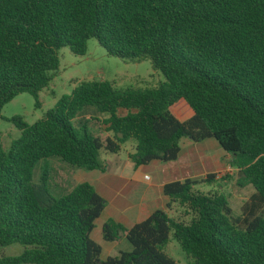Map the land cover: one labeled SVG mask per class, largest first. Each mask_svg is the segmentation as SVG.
<instances>
[{
    "label": "trees",
    "instance_id": "obj_1",
    "mask_svg": "<svg viewBox=\"0 0 264 264\" xmlns=\"http://www.w3.org/2000/svg\"><path fill=\"white\" fill-rule=\"evenodd\" d=\"M91 39L110 56L150 60L166 81L126 90L81 82L33 125L10 119L21 137L0 145V254L15 244L24 251L0 264H178L164 252L171 236L195 264H264V0H0V117L21 94L39 107L58 51L84 56ZM87 107L107 116L111 138L73 126ZM183 139L216 140L231 156L237 184L254 188L241 217L221 187L196 190L227 175L171 182L167 210L130 229L104 224L106 242L125 237L132 250L102 261L91 234L106 200L89 183L52 197L48 168L34 182L50 158L106 171L101 151L119 154L131 140L135 167L176 161Z\"/></svg>",
    "mask_w": 264,
    "mask_h": 264
},
{
    "label": "rangeland",
    "instance_id": "obj_2",
    "mask_svg": "<svg viewBox=\"0 0 264 264\" xmlns=\"http://www.w3.org/2000/svg\"><path fill=\"white\" fill-rule=\"evenodd\" d=\"M58 56L60 62L59 69L50 85L39 93V107L36 106V99L29 94H21L4 106L0 117V145L5 150H8L12 143L21 137V131L10 122V119L22 117L27 124L33 125L54 109L61 97L71 95L81 82L106 81L113 84L118 90H126L129 88H153L166 81L163 74L154 69L150 60L137 63L110 56L96 39H91L88 42L87 52L84 56L73 54L68 47L60 49ZM106 118V115L99 114L94 108L87 107L73 121V126L78 130L85 129L94 136H100L105 139L107 133L104 131L102 121ZM182 144L183 146L192 145L187 139H183ZM135 145L136 142L134 140L129 141L123 146L119 154H109L102 150L101 159L106 163L108 169L117 171L122 167V162L128 160V156L133 152ZM218 149L211 147L207 152L213 166L217 162L220 152L223 151L222 148ZM231 160V156L225 153L220 157V161L222 162L230 163ZM228 163L225 171H221L218 168L214 170V173L219 175H227L226 181L219 180L218 183L214 184H200L196 186V190L208 193L222 187V191L229 198L234 217L239 218L242 215L241 207L254 193V188L251 185L240 187L237 184L239 179L238 172L235 169H231ZM45 168L49 169L48 190L54 198H60L68 192L65 189L66 187H62L64 186L61 183L64 181L62 169L80 171L78 173L83 174L88 173L86 170L77 169L61 162L58 158H50L41 161L36 167L34 171L35 183L40 182ZM79 178V176H76L72 180L73 175L69 173L70 183L71 181H78ZM99 227L98 225L92 234V239L96 242H99V238L102 235ZM100 242H103V240H100ZM23 251L24 247L18 244L6 247L2 249L0 259L3 257L19 256ZM164 252L178 264H195L194 260L182 250L179 243L172 236L170 242L164 247Z\"/></svg>",
    "mask_w": 264,
    "mask_h": 264
},
{
    "label": "crops",
    "instance_id": "obj_3",
    "mask_svg": "<svg viewBox=\"0 0 264 264\" xmlns=\"http://www.w3.org/2000/svg\"><path fill=\"white\" fill-rule=\"evenodd\" d=\"M105 137L111 138L112 135L106 134ZM181 147L182 151L179 158L176 161L168 163L153 161L148 165L135 167L130 159V155L135 151L134 147L133 152L128 156V160L123 161L122 167L117 171L108 169L107 165L106 171L95 170L88 171L85 174L78 173L80 171L62 169L64 181L61 183L64 186H61L66 187L65 189L70 191L78 184L89 183L106 200V208L96 221L93 232L99 225L102 234L103 226L108 220H114L125 228L130 229L147 220L154 212L168 209L170 199L164 194V186L166 184L187 179L201 181L209 174H217L214 173V170L217 168L221 171L227 169L228 162L220 161L221 155L223 153L227 154L223 149L214 166L208 157L207 152L209 148H221L216 140L209 139L197 144L192 143V145L188 146H183L181 142ZM228 165L231 169H235L231 167V162ZM69 173L73 175L72 180L76 176L80 177L79 180L75 182L71 181L70 183ZM217 175L218 177L222 176ZM54 177L56 178L55 175ZM174 212H176V208L173 209ZM99 239L103 240V242H100V240L99 242H95L102 248V261L111 257H117L122 252H130L132 250V246L125 237L115 242H106L103 239V235Z\"/></svg>",
    "mask_w": 264,
    "mask_h": 264
}]
</instances>
